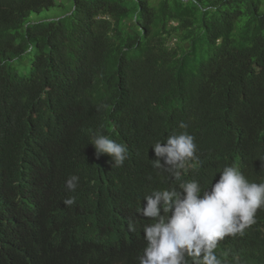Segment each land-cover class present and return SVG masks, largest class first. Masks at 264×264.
I'll use <instances>...</instances> for the list:
<instances>
[{
	"label": "trees",
	"instance_id": "trees-1",
	"mask_svg": "<svg viewBox=\"0 0 264 264\" xmlns=\"http://www.w3.org/2000/svg\"><path fill=\"white\" fill-rule=\"evenodd\" d=\"M55 1L0 0V264H137L145 192L207 188L228 165L264 182V0H68L30 19ZM196 43L209 56L183 67ZM181 121L197 158L177 180L151 146ZM96 133L127 145L122 166ZM262 230L264 208L218 242L222 264H264Z\"/></svg>",
	"mask_w": 264,
	"mask_h": 264
},
{
	"label": "clouds",
	"instance_id": "clouds-1",
	"mask_svg": "<svg viewBox=\"0 0 264 264\" xmlns=\"http://www.w3.org/2000/svg\"><path fill=\"white\" fill-rule=\"evenodd\" d=\"M179 127L185 131L170 132L165 143L161 139L151 146L157 157L153 166L163 167L177 180L186 163L197 158V144L194 136L186 131L188 125L181 121ZM91 143L96 156L108 154L110 161L106 160L109 164L113 160L116 167L128 158L127 145L106 135L94 134ZM160 159L164 160L163 164ZM79 168L86 169L83 164ZM80 181L84 185L85 179L71 175L65 186L69 192H76L82 188ZM75 202V197L63 201L66 206ZM261 208H264V182L248 180L235 165L223 167L215 183L210 182L207 188H202L196 180H187L181 181L178 189L145 192L143 207L137 214L153 222L143 226L146 244L143 254L136 258L137 264H189L188 258L191 264H222L215 251L218 242L226 236L243 235L245 228L256 223V213ZM73 216L74 213L64 212L62 219L70 221ZM129 229L134 230L131 222ZM263 233L264 230L262 238ZM261 254H264V243L254 255ZM236 264H239L238 258Z\"/></svg>",
	"mask_w": 264,
	"mask_h": 264
},
{
	"label": "rangeland",
	"instance_id": "rangeland-1",
	"mask_svg": "<svg viewBox=\"0 0 264 264\" xmlns=\"http://www.w3.org/2000/svg\"><path fill=\"white\" fill-rule=\"evenodd\" d=\"M70 1L68 0H56L55 4L49 8L43 9L40 12L32 13L30 19L32 21L56 19L63 16L70 8ZM169 45L173 44L172 40H169ZM209 56V49L204 43L193 44L192 47L185 52L183 56V67H188L192 64L199 63Z\"/></svg>",
	"mask_w": 264,
	"mask_h": 264
}]
</instances>
